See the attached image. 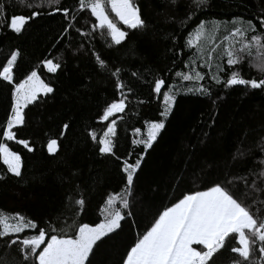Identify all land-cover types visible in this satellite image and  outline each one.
I'll use <instances>...</instances> for the list:
<instances>
[{
  "label": "trees",
  "instance_id": "obj_1",
  "mask_svg": "<svg viewBox=\"0 0 264 264\" xmlns=\"http://www.w3.org/2000/svg\"><path fill=\"white\" fill-rule=\"evenodd\" d=\"M132 2L138 5L143 18L149 22V36L140 38L141 34L130 32L126 42L119 47L106 42V35L101 30L88 37L76 32V28L92 32L94 17L90 12H76L75 27L69 30L67 37L60 39L67 20L55 9L75 10L78 0H58L52 5L48 0H28V3L43 5L41 8H29L13 0L7 9L9 16L14 13L29 15L33 10L42 14L30 20L20 34L0 28V64L6 62L11 50L18 49L21 51V67L37 70L40 78L54 88V94L42 97L25 109L26 125L17 131L18 139L29 140L34 149L32 153L0 135V142L22 157L21 177L8 172L0 159V215L7 216L10 221L17 213L31 219L38 228L46 230V241L50 234L74 235L77 225L88 223L92 226L99 222L103 218L101 212L107 197L122 191L120 165L123 161L135 162L141 155L143 157L135 179L137 192H143L147 201L144 205L138 203L141 208L139 230L130 229L126 223L124 231L97 253L94 264H119L121 255L134 243L136 236L150 226L155 213L178 202L184 194L205 190V182L197 179L201 167L210 166L214 178L247 177V184L236 179L230 187L241 196L245 192L248 194L246 202L252 206L253 212L264 211V178H258L264 168L258 161L264 159V153L257 147L260 134L264 133L261 127L264 125V92L241 85L231 89L216 85L208 73L215 72L216 64L221 63L219 51L214 54L216 59L212 69L207 66L197 68L205 73V80L201 83L211 88L212 97L178 95L174 111L153 147L145 152L142 144L131 143L139 137L146 138L148 122L161 118L163 98L150 92L152 80L163 77L168 84L180 88L190 86L189 82L175 77V72L188 71L183 64L190 63L189 57L196 50L185 47L186 39L197 22L231 21L234 17H242L258 25L255 17L264 11V0H210L207 10L196 11L190 20L185 13L191 0H180L175 10L165 6L167 0ZM107 10L110 19L124 29L110 8ZM169 16H175L176 21L169 22ZM181 20L185 23L181 24ZM224 34L221 30L210 38L209 47L220 43ZM173 35L179 37L175 46L171 39ZM178 50H182L181 55L176 54ZM96 55L107 63V69L100 67ZM261 55L264 52L253 48L251 55H246L244 61L232 70L240 71L245 79H264V72L257 67V58ZM45 59H53L62 67L56 73H48L41 63ZM116 67L123 70L121 76L125 80L133 79L132 71L143 77L135 82L136 90L126 101L125 111L110 117V120H116L114 150L122 158L120 161L114 157L101 158L96 142L89 136L90 132L98 138L103 136L109 123L100 120L103 108L114 98L119 99L115 77L110 75ZM223 67L225 71L220 73L221 79L230 74L226 58ZM141 100L146 102L140 103ZM212 100H216L215 105ZM6 105L7 87L0 82V124L6 120ZM213 119L215 123L209 129ZM64 123H70V128L61 138ZM137 128L141 130L139 134L135 133ZM205 132H210L212 138L206 146L198 148L193 157V145L204 138ZM52 138L60 144L55 156L47 153L46 145ZM237 148L244 152V156L233 160ZM152 189L156 191L149 196ZM81 200L83 204L78 203ZM36 232V229L26 230L29 235ZM234 257L235 254L225 252L222 264H230ZM0 264H23L16 247L5 249L2 240Z\"/></svg>",
  "mask_w": 264,
  "mask_h": 264
},
{
  "label": "snow or ice",
  "instance_id": "obj_2",
  "mask_svg": "<svg viewBox=\"0 0 264 264\" xmlns=\"http://www.w3.org/2000/svg\"><path fill=\"white\" fill-rule=\"evenodd\" d=\"M17 4L29 8H41L43 5L28 3V0H15ZM13 0H0V28H7L9 31L20 34L30 20L35 19L42 13L33 10L29 15L12 14L8 15V7ZM49 5L57 4L58 0H48ZM180 0H167L166 7L175 10L179 7ZM210 6V0H191L188 12L185 16L188 20L196 11H206ZM111 13L118 18L124 29L118 27L108 14ZM62 12L67 20L60 39L68 36L69 30L77 20L76 12L88 13L94 17L92 32L82 31L76 28V32L83 37H88L101 30L106 35V42L111 46H121L127 40L130 32L141 34L140 38L149 36V22L143 18L142 12L132 0H78V8H56ZM169 22H175V16L167 18ZM257 23L251 19L234 17L231 21L212 20L205 22L200 20L194 31H189L185 47L195 49L194 55L189 57L190 63H184L183 67L188 71H176L175 77L183 82H189L190 86L185 88L177 87L175 84H168L165 78H155L150 82V92L158 98L162 96L163 104L160 111V119L147 125V135L131 141L134 145H143L146 152L151 148L161 131L165 129L170 114L173 113L180 94H192L200 97H212L210 87L201 83L205 80V73L197 70L207 66L213 67L216 59L215 53L219 51L221 63L216 64L215 72L208 75L215 82L225 89L233 86H246L251 89H259L264 92V79H245L240 71L232 70L234 66L244 61L246 55H251L255 48L264 52V11L255 17ZM181 24L185 20L180 21ZM106 30V33H105ZM224 31L220 43H214L209 47V40L215 37L218 32ZM70 39V37H69ZM173 45L177 44L179 37H171ZM70 46V45H69ZM83 48V45H80ZM74 54V53H73ZM177 55L182 50L176 51ZM20 50H11L6 62L0 64V82L7 87L6 120L0 124V135L6 141H15L22 145L29 153L33 147L27 139H18L17 131L26 125L25 109L38 102L42 97L54 94V88L45 83L37 73V70H25L21 67L19 59ZM230 74L221 79L220 73L225 71L223 60ZM96 60L102 69L108 65L99 55ZM200 61L197 64V61ZM257 67L264 72V55L257 58ZM43 68L48 73H56L62 67L60 63H54L53 59L41 61ZM122 69L116 67L110 75L115 77V89L119 99H113L106 103L103 108L100 120L109 121L103 136L97 137L89 133L92 141L98 146V154L103 157H114L120 161L122 158L117 155L114 137L117 136L116 120H110L117 113H123L127 107L126 101L135 92V82L142 80V74L137 71L130 73L131 81L122 78ZM219 99V97H217ZM145 103L146 101H139ZM216 104V100H212ZM215 120L208 125L213 127ZM264 128V125L261 126ZM70 123L62 125L61 138L66 136ZM140 129H135L139 134ZM247 135V133H245ZM211 133L205 132L204 138L193 145L191 155L195 157L198 148L207 145L211 139ZM47 153L55 156L60 149L57 139L52 138L47 142ZM261 153H264V133L260 134L257 144ZM251 151V149H249ZM244 156L239 148L232 155V159ZM142 155L135 162L123 161L120 165L122 175V191L109 195L104 202L102 219L90 226L88 223L77 225L74 235L50 234L46 241V230L38 228V225L31 219H26L21 214H14L10 221L7 216L0 215V240L5 249L16 247L20 253L23 264H94L97 253L101 248L124 231L127 223L130 229L139 230L138 213L141 205L147 204L145 194L137 192L135 179L142 165ZM0 159L7 166L8 172L16 177L22 176V157L11 151L5 143L0 142ZM264 166V159L258 161ZM195 174V170H193ZM227 175V174H226ZM178 179L180 177H177ZM258 178H264V168L258 174ZM197 179L204 181L205 190H195L191 194H184L178 202L171 206H165L162 211L154 214L150 226H147L143 233H140L121 255L119 264H222V257L225 252L235 254L230 264H264V211L253 212L252 206L247 203L248 194L243 196L232 190L234 180L241 179L246 184L247 177H233L232 179L213 177L208 168L201 167ZM256 183L255 180L252 182ZM152 189L148 195L154 194ZM83 204L84 201H78ZM14 221V222H13ZM36 229V234H27L26 230ZM21 233H25L21 236ZM44 245L42 248L41 246ZM199 246V247H196ZM40 249L39 251H37Z\"/></svg>",
  "mask_w": 264,
  "mask_h": 264
},
{
  "label": "rangeland",
  "instance_id": "obj_3",
  "mask_svg": "<svg viewBox=\"0 0 264 264\" xmlns=\"http://www.w3.org/2000/svg\"><path fill=\"white\" fill-rule=\"evenodd\" d=\"M109 8H110V7H109ZM114 16H115V15H114ZM152 147H153V145H152ZM152 147H151V148H152ZM151 148H150V149H151Z\"/></svg>",
  "mask_w": 264,
  "mask_h": 264
},
{
  "label": "water",
  "instance_id": "obj_4",
  "mask_svg": "<svg viewBox=\"0 0 264 264\" xmlns=\"http://www.w3.org/2000/svg\"><path fill=\"white\" fill-rule=\"evenodd\" d=\"M46 239V238H45Z\"/></svg>",
  "mask_w": 264,
  "mask_h": 264
}]
</instances>
